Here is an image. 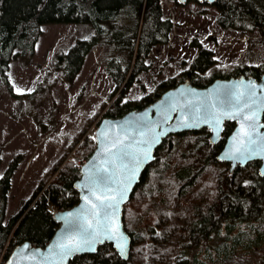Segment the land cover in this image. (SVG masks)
I'll list each match as a JSON object with an SVG mask.
<instances>
[{
  "label": "trees",
  "instance_id": "trees-1",
  "mask_svg": "<svg viewBox=\"0 0 264 264\" xmlns=\"http://www.w3.org/2000/svg\"><path fill=\"white\" fill-rule=\"evenodd\" d=\"M215 6L219 28L243 33L258 30L264 35V0H217ZM47 24L93 28L89 37L78 38L52 57L51 70L68 85L74 84L95 47L109 48L103 65L115 89L111 104L103 103L91 121L100 111L102 118L117 119L143 109L186 80L206 88L218 78L244 75L260 80L264 75V64L216 67L214 52L195 38L189 45L197 54L180 80L169 77L153 93L128 98L131 87L142 83V74L150 71L154 47L171 40L174 22L164 14V0H0V82L17 99L30 98L33 92L15 93L11 64L34 54L42 26ZM234 126L225 123L222 140L215 146L209 142L208 129L166 138L123 208L124 228L131 237L129 259L123 260L105 244L96 254L75 256L70 264H186L182 258L208 244L213 235L222 238L220 246L207 249L191 264H264V177L258 174L259 163L238 166L230 175L229 165L216 160ZM95 145V139L80 133L5 223L7 195L24 155L18 153L9 162L0 177V264L23 242L45 247L51 241L59 228L52 207L59 212L79 202L74 188L79 167L65 158L74 150L73 155L87 160Z\"/></svg>",
  "mask_w": 264,
  "mask_h": 264
},
{
  "label": "rangeland",
  "instance_id": "rangeland-1",
  "mask_svg": "<svg viewBox=\"0 0 264 264\" xmlns=\"http://www.w3.org/2000/svg\"><path fill=\"white\" fill-rule=\"evenodd\" d=\"M164 14L174 22L171 40L168 45L154 47L150 71L142 74V83L131 87L128 98L139 99L153 93L156 85L169 77L180 80L197 54L189 45L195 38L214 52L216 67L264 64V35L258 30L243 33L219 28L215 23L219 14L216 6L164 0ZM92 33L89 24L43 25L34 54L14 60L10 68L15 93L33 92V96L17 99L0 82V177L16 154L24 155L7 195L5 223L22 208L80 133L94 139L103 111L94 121L90 118L103 103L111 104L115 87L103 65L107 46H97L88 54L73 85L51 70L57 51L66 50L78 38ZM73 152L65 161L71 159L75 163L77 156ZM221 243L222 238L213 235L208 244L191 250L182 259L191 264L195 257H203L207 249L213 251Z\"/></svg>",
  "mask_w": 264,
  "mask_h": 264
},
{
  "label": "water",
  "instance_id": "water-1",
  "mask_svg": "<svg viewBox=\"0 0 264 264\" xmlns=\"http://www.w3.org/2000/svg\"><path fill=\"white\" fill-rule=\"evenodd\" d=\"M177 1L181 5L195 1L211 6H215L217 2V0ZM249 83L256 85V92L254 96L246 97L245 101H242V103L251 104L250 108L243 109L242 115L254 112L256 116L254 127H249V124L253 122L245 121L241 116L223 119L219 128L207 119L209 114L234 112L238 107L234 103L235 93L247 91L246 86ZM228 93L233 94L232 99L226 95ZM226 122H233L235 126L226 137L224 146L216 157L217 162L228 164L230 175L238 166L245 168L250 163L258 162V174L264 177V75L260 80L244 75L229 79L218 78L206 88H197L186 80L162 93L156 101L143 109L131 110L117 119L103 118L95 132V150L87 159L86 164L79 168L80 177L74 183V188L79 193L78 204L54 215L59 228L45 247L34 246L29 241L23 242L11 251L4 264H70L75 256L96 254L98 249L105 244L111 245L123 260H128L131 237L124 228L123 208L130 201L142 175L154 162L156 150L170 135L190 131L198 132L203 129L210 131L209 142L215 146L222 139ZM243 130L249 132L250 138L243 136ZM142 141L149 143L144 144L141 143ZM120 142H123L122 145ZM124 146H130L127 150L137 154L147 151L149 157L147 159L141 157L143 162L140 164L135 179L128 187L125 198L119 203L118 211L110 221L113 228L118 227V231H105L103 225L108 221H105L103 214L99 217L92 216L91 205L86 204L85 197L98 204L99 201H96L91 193L93 185L99 188L97 195L102 197L111 194L109 187L112 189L120 187L119 184L106 186L100 182L99 177L107 176L114 170L113 165L108 161L113 158V153L119 155ZM237 149L240 151L237 152ZM230 153L234 154L231 158H229ZM124 162L129 161L125 159ZM117 163L119 164L120 161L117 160ZM102 168L108 169V172H97ZM125 175L126 173H121L116 179H124ZM77 216L79 218L75 224L69 227L68 221ZM88 222L94 226L97 224L101 226L102 235L95 243V250H82L69 256H63L60 245L75 246L80 243L83 229L87 227ZM121 244H125L123 252ZM81 247L87 249L88 246L81 244Z\"/></svg>",
  "mask_w": 264,
  "mask_h": 264
},
{
  "label": "snow or ice",
  "instance_id": "snow-or-ice-1",
  "mask_svg": "<svg viewBox=\"0 0 264 264\" xmlns=\"http://www.w3.org/2000/svg\"><path fill=\"white\" fill-rule=\"evenodd\" d=\"M247 91L245 92H238L234 95V103L238 107H236L234 112L229 113H218V114H209V117L207 119H210L212 123L215 124L217 128H219L220 124L222 123L223 119L225 118H236L237 116H241V118L245 121L253 122L249 124V127H254V121L256 119L255 113H249V114H243V109L245 107L250 108L251 104L242 101H245L246 97H251L255 95L256 92V85L249 83L247 86ZM229 96L230 99L233 98L232 93L226 94ZM185 126H191V125H185ZM243 136L249 137L250 134L248 131L243 130L242 131ZM163 135V133H161ZM123 142H120L122 145ZM141 143L148 144V141H142ZM149 144V148H150ZM130 146H124L121 148L119 155L113 153V158L108 161V163H111L113 165L114 170L107 176L101 175L99 177V180L102 184L106 186H110L111 184H119L120 187L116 189H112L109 187V191L111 192L110 195H104L103 197L100 195H97V191H99V188L96 185H93L91 189L92 196L95 197L96 201H99V203H93L91 200L88 199V197H85L86 204L91 205V214L93 217H99L101 214H103V217L105 221H108V223H105L103 225V228L105 231H111L115 232L118 231L117 228H113L110 221L113 219L114 214L116 211H118L119 203L125 198L128 187L130 186L131 182L135 179L136 173L139 170L140 164L143 162L141 157L144 159H147L149 157V153L147 151L136 153V152H130L127 150V148ZM111 151V150H109ZM237 152L240 150L237 149ZM234 155L232 153L229 154V158ZM125 159H127L129 162L125 163ZM117 160L120 161V163H117ZM108 172V169L102 168L98 169L97 172ZM121 173H126L124 179L117 180V176H119ZM79 217L70 219L68 221V226L72 227L76 220ZM100 225L97 224L94 226L91 222L87 223V227L83 229L82 233V239L80 243L76 244L75 246L62 244L60 245L61 254L63 256H69L74 254L75 252L82 251V250H89L94 251L95 250V243L98 242L99 237L102 235V232L100 231ZM81 244L87 245V249H84L81 247ZM125 247V244H121V251L123 252V249Z\"/></svg>",
  "mask_w": 264,
  "mask_h": 264
},
{
  "label": "built area",
  "instance_id": "built-area-1",
  "mask_svg": "<svg viewBox=\"0 0 264 264\" xmlns=\"http://www.w3.org/2000/svg\"><path fill=\"white\" fill-rule=\"evenodd\" d=\"M74 160H75V163L78 165V167H82L86 162L85 160H83L79 157L74 158ZM52 213L53 214L57 213V210L54 207H52Z\"/></svg>",
  "mask_w": 264,
  "mask_h": 264
},
{
  "label": "flooded vegetation",
  "instance_id": "flooded-vegetation-1",
  "mask_svg": "<svg viewBox=\"0 0 264 264\" xmlns=\"http://www.w3.org/2000/svg\"><path fill=\"white\" fill-rule=\"evenodd\" d=\"M233 123V122H232ZM235 125V124H234ZM222 140V139H221Z\"/></svg>",
  "mask_w": 264,
  "mask_h": 264
}]
</instances>
